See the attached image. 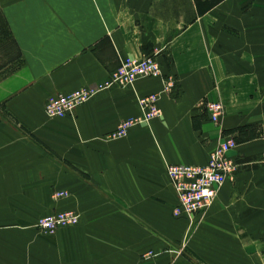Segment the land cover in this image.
Returning a JSON list of instances; mask_svg holds the SVG:
<instances>
[{"label": "crops", "instance_id": "0c3cea01", "mask_svg": "<svg viewBox=\"0 0 264 264\" xmlns=\"http://www.w3.org/2000/svg\"><path fill=\"white\" fill-rule=\"evenodd\" d=\"M0 19V264H264V169L244 168L241 144L234 180L203 216L212 231L165 232L166 167L204 165L234 130H264L262 0H0ZM154 53L180 87L160 97L159 119L109 140L158 78L102 90L72 117L44 115L45 102ZM207 102L224 107L218 125ZM57 189L80 220L37 232Z\"/></svg>", "mask_w": 264, "mask_h": 264}, {"label": "built area", "instance_id": "2783aa9c", "mask_svg": "<svg viewBox=\"0 0 264 264\" xmlns=\"http://www.w3.org/2000/svg\"><path fill=\"white\" fill-rule=\"evenodd\" d=\"M161 76V70L155 56H148L141 60H130L122 62L119 68L112 73L110 80L104 86L96 89H83L65 97L53 100L50 106L51 114L61 109V105L68 103L66 114H70L77 104L89 100L96 92L109 87L117 86L125 88L139 80L153 79ZM175 90L174 80L168 78L163 80L161 94L170 95ZM160 94L147 96L146 103L142 106L141 117L126 119L119 128L117 135H125L127 131L139 124L148 123L155 116L160 115L158 108ZM64 109L58 114H63ZM209 120L217 124L223 116V108L216 103H210L206 107ZM63 116V115H62ZM236 147L232 139L222 141L211 154L210 160L205 166H176L167 167V175L171 180L178 199L175 208L176 215H189L191 212L201 211L209 206L210 202L216 197L218 189L237 172V164L228 156ZM77 216L74 213L59 214L40 221L38 227L46 232H52L56 228L75 222Z\"/></svg>", "mask_w": 264, "mask_h": 264}, {"label": "rangeland", "instance_id": "374dc122", "mask_svg": "<svg viewBox=\"0 0 264 264\" xmlns=\"http://www.w3.org/2000/svg\"><path fill=\"white\" fill-rule=\"evenodd\" d=\"M262 2H264V0H262ZM9 39V36H8V32L6 31V29L4 28V25L0 19V46L2 47L4 45L5 42H7ZM158 55L159 53H154V54H150V55H147V56H144L140 59H135V60H141L145 57H148V56H155V59L157 60L158 64H159V67H160V70H161V76L158 77V79H161V82H162V88L163 89V80H166L168 78H172L174 80V84H175V90L172 94L170 95H166L164 94L165 96L167 97H170V98H174L176 97V95L179 93V85L177 83V80L175 78V76L171 75V74H164L163 73V69H162V64L160 63L159 59H158ZM129 61V60H127ZM122 62H125L124 60H122L120 62V65ZM119 65V66H120ZM119 68V67H118ZM117 68V69H118ZM116 69V70H117ZM115 70V71H116ZM114 71V72H115ZM113 73V72H112ZM112 73L110 74V76L112 75ZM110 76H109V79L102 85L100 86H104L106 83L109 82L110 80ZM153 79H157V78H153ZM138 82V81H137ZM136 82V83H137ZM132 84V85H128L127 87L125 88H121V89H129V88H133L135 86V84ZM98 86V87H100ZM96 87V88H98ZM117 86H113V87H109V88H116ZM96 88H82V89H79L77 91H80V90H83V89H96ZM109 88H106V89H109ZM117 88H120V87H117ZM104 89V90H106ZM77 91H74V92H77ZM102 91V90H101ZM74 92L72 93H69V94H63V95H59L57 96L56 98L52 99V100H49L47 102H45L44 104V107H43V111H44V115L46 116L47 119L49 120H58V119H63V118H66V117H72L74 112L76 111V109H78L79 107H81L82 105L86 104L95 94H97L98 92H96L89 100H87L86 102L84 103H81V104H77L76 107L71 111L70 114H66V109L68 108V103L65 102L61 105V109H64L63 111V114H58L61 109L58 110V113L55 111V115L51 114V111L50 109H52V107L50 106L51 103L53 100L59 98V97H65V96H68V95H71L73 94ZM100 92V91H99ZM152 95V94H151ZM150 96V95H148ZM147 96L145 97H142V98H139L138 99V107H139V110H140V116H142L143 112L141 110L142 106H144V104L146 103V98ZM210 103H216V104H219L221 105V107L223 108V113H224V107L221 103L219 102H207L204 106V109H205V112L207 114V111H206V107L208 104ZM159 108V107H158ZM160 110V108H159ZM63 115V116H62ZM224 115V114H223ZM208 116V114H207ZM161 117V110H160V115L158 116H155L152 120H155V119H159ZM223 117V116H222ZM135 118H138V117H135ZM128 119H132V118H128ZM208 119H209V116H208ZM126 120V119H125ZM152 120H150L149 122H151ZM221 120V119H220ZM210 121V120H209ZM124 120H122L116 131L113 132L110 137H109V140H120V139H123L127 136L128 132L134 128L135 126L137 125H142V124H145L144 122L142 123H139L133 127H131L127 133L125 135H117V133L119 132V128L120 126H122L121 123H123ZM148 122V123H149ZM211 122V121H210ZM220 122V121H219ZM219 122L217 124H214V125H218ZM212 123V122H211ZM120 131H121V128H120ZM232 139L235 141L236 143V147L238 144H241L242 145V149L244 152H247L249 154H251L250 156V159L246 162H244V168H260V169H264V149H260V148H264V130L263 129H256V128H242V129H237V130H234L233 131V134H229L228 137H225L222 141L226 140V139ZM221 141V142H222ZM220 142V143H221ZM219 143V144H220ZM219 144L216 146V148L219 146ZM261 144L263 145V147H260ZM236 147L233 149L235 150ZM215 148V149H216ZM214 149V150H215ZM232 150V151H233ZM231 151V152H232ZM214 152V151H213ZM230 152V153H231ZM230 153H229V157H230ZM211 157V156H210ZM237 165H239L234 158L230 157ZM210 160V158H209ZM208 160V162H209ZM207 162V163H208ZM204 164V165H178V164H169L168 166L170 165H176V166H186V167H192V166H205L207 165ZM167 166V167H168ZM167 167H166V176L171 184V187H172V190H173V194H175V200H173L172 203H170V220L169 222L166 220V224H165V232L166 234H173V233H193V232H211L212 229L211 228H207L206 226H204L203 222H202V219H203V216L205 215V213L207 212V210L211 207V205L213 204L214 200H212L209 204V206H207L205 209L201 210V211H195V212H191L189 215H176L175 214V208L177 207L178 205V199H177V195L175 193V190H174V187H173V184L171 182V180L169 179L168 175H167ZM239 167V166H238ZM237 174V172H236ZM236 174H234L233 177H231L230 179L231 180H227V182H231L234 180ZM226 183V182H225ZM225 185V184H223ZM69 197H70V194L65 191V190H61V189H57L53 192L52 194V199H53V204L56 205L58 208H54V210H52L49 214H46V215H43L41 217H38L37 221L35 222V224L32 226L34 228V230H36L37 232H40V233H44V234H51L53 232H56L58 231L59 229L61 228H66V227H72V226H75L78 224L79 220H80V215L79 213H77L76 211H74L73 209L71 208H63V204L69 200ZM70 213H74L76 216H77V219L75 222L71 223V224H64L58 228H56L54 231L52 232H46L42 229H40L38 227L39 223L41 220L45 219V218H48V217H51V216H56V215H59V214H70ZM198 218V219H196ZM196 219V220H195ZM169 244L170 245H174L176 242H173V241H167L166 244ZM178 244V242H177ZM185 244V241H181L179 242L178 245H180L181 247L179 248L178 250V255H182L183 252L185 251V248H186V244ZM154 256H157V254L153 253V251L150 250V252H147L145 254L142 255V259L143 260H149L151 258H153Z\"/></svg>", "mask_w": 264, "mask_h": 264}, {"label": "bare ground", "instance_id": "6f19581e", "mask_svg": "<svg viewBox=\"0 0 264 264\" xmlns=\"http://www.w3.org/2000/svg\"><path fill=\"white\" fill-rule=\"evenodd\" d=\"M161 91H162V89L158 92V93H155V94H160V96H159V99H160V97L162 96V95H164V94H161ZM165 96V95H164ZM159 102V101H158ZM224 114V113H223ZM237 169H238V165H237ZM227 182V181H226ZM223 186V185H222ZM221 186V187H222ZM220 187V188H221ZM220 188L218 189V191L220 190ZM218 191H217V194H218ZM217 194H216V196H217ZM216 198V197H215Z\"/></svg>", "mask_w": 264, "mask_h": 264}]
</instances>
